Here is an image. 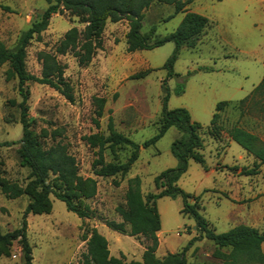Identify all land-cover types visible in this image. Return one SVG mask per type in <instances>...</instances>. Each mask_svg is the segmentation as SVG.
Here are the masks:
<instances>
[{
    "label": "rangeland",
    "instance_id": "1",
    "mask_svg": "<svg viewBox=\"0 0 264 264\" xmlns=\"http://www.w3.org/2000/svg\"><path fill=\"white\" fill-rule=\"evenodd\" d=\"M48 4L45 0H0V44L12 50L18 39L37 21ZM190 13L208 19L209 24L193 49L182 48L173 66L174 76L167 79L162 69L174 52L167 43L149 51L127 53V21L107 22L102 34V47L87 66H79L71 54L56 55L64 68L63 77L72 89L73 102H68L54 89L27 83L28 117L36 134L46 145L60 144L71 155L83 178L97 182L95 196L86 201L93 211L90 219H79L66 210L63 202L51 197L52 211L48 215L29 214L27 241L32 248V264H79L86 252L84 235L96 228L108 242L110 256L124 261L141 262L147 242L142 237L118 234L105 226L106 221L120 222L117 207H124L127 180L139 178L143 196L157 194L154 178L163 171L174 169L178 161L171 153L173 142L180 137L175 127L169 128L154 146L142 144L158 132V121L165 90L168 89L167 109H185L192 122L202 126L200 137L205 168L189 161L177 186L197 198L200 213L216 234L246 226L264 235V167L230 141L224 131L210 132V120L219 102L230 105L220 113L217 124L228 128L239 116L238 103L264 79V0H191L185 7ZM184 14L174 15L169 5L152 4L144 12L142 34L151 28L155 35L165 36L176 30ZM82 30L78 19L62 11L52 15L47 29L26 49L27 72L40 76L41 52L54 54L64 34L71 28ZM7 65L0 66V180L24 187L29 171L20 166L18 149L22 137L17 105V80L6 77ZM150 70L142 79L132 76ZM179 85L180 95L175 94ZM96 99H104L102 115L97 117ZM264 106V100H263ZM246 107V106H244ZM258 108V106H257ZM244 109L240 126L264 141V108ZM140 146L138 160L129 173L121 178H97L92 174L96 150L83 141L85 136L107 135V124ZM120 162L130 154L129 148L117 152ZM105 162L112 161L108 151ZM253 170L254 174L245 175ZM117 184V185H116ZM28 198L6 199L0 193V232H12L21 227ZM193 203V200L189 201ZM160 216L159 259L180 253L197 236L194 221L180 214L182 199L167 197L156 202ZM264 254V244L261 246ZM216 247L199 239L185 251L187 264H220L213 257ZM0 264H24L21 247L14 242L9 256Z\"/></svg>",
    "mask_w": 264,
    "mask_h": 264
},
{
    "label": "trees",
    "instance_id": "2",
    "mask_svg": "<svg viewBox=\"0 0 264 264\" xmlns=\"http://www.w3.org/2000/svg\"><path fill=\"white\" fill-rule=\"evenodd\" d=\"M47 9L41 17L21 34L14 49L9 50L0 44V66L7 65L6 77L8 80H17V93L21 101L17 105L19 110V123L22 127V137L19 141L18 155L20 166L29 171L27 183L24 187L0 180V193L9 200H16L22 196L28 198V204L24 211L21 227L2 234L0 232V258L9 256V247L16 242L21 247L24 264H32V248L27 241L26 217L32 215H48L52 211L51 197L64 203L68 212L75 214L79 219H90L94 213L86 204L92 199L97 190V182L93 178H83L78 174L74 158L68 154L66 148L60 144L46 145L41 139L45 134H36L31 129L28 117V90L27 83L48 86L61 94L68 102H73L72 89L63 77L64 68L59 64L56 55L71 54L79 66H87L96 51L102 47V34L107 22H128L126 34L127 53L137 51H149L161 47L167 43L174 45V52L165 62L162 69L166 71L167 79L174 76L173 66L182 48L193 49L203 31L207 28V18L190 13L185 7L191 0H45ZM169 5L174 8V15L183 13L184 16L176 28L170 34L162 37L155 35V29L151 28L148 34H142V21L144 12L152 4ZM62 11L78 19V23L84 25L80 31L73 27L69 29L54 54L41 52L38 60L41 63L40 76L36 77L27 72L25 67L26 49L30 42L39 39L48 25L52 15ZM151 71L138 73L130 79H142ZM183 92V86L179 85L175 90L176 95ZM169 99L168 89L162 101V109L159 117L157 134L142 144V148L154 146L156 142L175 127L181 134L171 147V153L178 161L174 169L163 171L154 178V186L159 192L143 196L140 190L139 178L127 180V188L124 195L125 206L117 207L116 213L120 222L106 221L105 226L118 234L129 237H142L147 245L144 247L142 261L126 262L124 259L110 256L108 242L100 235L96 228L84 235L86 252L82 255L79 264H187L185 251L199 239H206L213 243L216 250L213 257L220 264H264V254L261 246L264 244V235L254 228L238 226L226 233L216 234L210 228L208 222L200 213L196 202L197 198L184 193L177 182L186 172L189 161L205 168V160L200 153L203 150V141L200 137L202 126L192 122L189 113L185 109H167ZM264 79L251 91V93L238 103L239 116L234 124L228 128H222L217 124L220 113L229 107V102H219L215 106L210 120V132L219 134L224 131L228 139L236 143L243 151L254 158L258 166L264 167V141L257 135L240 126V121L245 113L244 109L258 108L263 111ZM98 106L96 115H102L105 104L104 99H96ZM246 106V107H244ZM107 135L95 133L83 138L86 145L96 150V159L92 163V174L97 178L125 177L134 163L138 160L140 146L133 143L128 137L118 133L114 129L111 119L107 124ZM8 145L7 143L1 146ZM129 148L130 154L124 162H120L117 152ZM108 151L112 161L105 162L104 152ZM254 174L253 170L245 172V175ZM117 185V184H116ZM182 199L180 214L194 221L197 236L193 238L180 253L168 254L159 259L155 256L158 247L157 233L160 231V216L156 202L161 198ZM193 200V203L189 201Z\"/></svg>",
    "mask_w": 264,
    "mask_h": 264
}]
</instances>
